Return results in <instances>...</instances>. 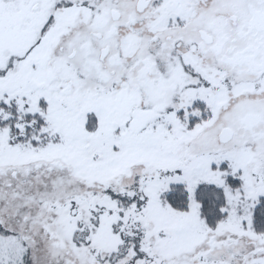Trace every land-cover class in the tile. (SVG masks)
Returning <instances> with one entry per match:
<instances>
[{
    "label": "snow or ice",
    "instance_id": "obj_1",
    "mask_svg": "<svg viewBox=\"0 0 264 264\" xmlns=\"http://www.w3.org/2000/svg\"><path fill=\"white\" fill-rule=\"evenodd\" d=\"M0 264H264V0H0Z\"/></svg>",
    "mask_w": 264,
    "mask_h": 264
}]
</instances>
